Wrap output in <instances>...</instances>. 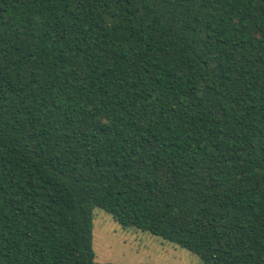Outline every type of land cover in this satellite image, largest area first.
I'll return each instance as SVG.
<instances>
[{
  "label": "trees",
  "instance_id": "16d2710c",
  "mask_svg": "<svg viewBox=\"0 0 264 264\" xmlns=\"http://www.w3.org/2000/svg\"><path fill=\"white\" fill-rule=\"evenodd\" d=\"M94 208L264 264V0H0V264H114Z\"/></svg>",
  "mask_w": 264,
  "mask_h": 264
},
{
  "label": "rangeland",
  "instance_id": "374dc122",
  "mask_svg": "<svg viewBox=\"0 0 264 264\" xmlns=\"http://www.w3.org/2000/svg\"><path fill=\"white\" fill-rule=\"evenodd\" d=\"M92 249L96 262L114 264H200L189 250L138 229H123L100 208L93 209Z\"/></svg>",
  "mask_w": 264,
  "mask_h": 264
}]
</instances>
